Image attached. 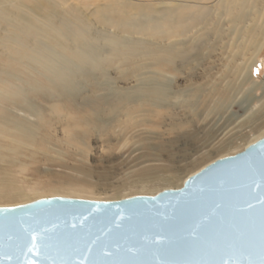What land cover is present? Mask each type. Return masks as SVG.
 <instances>
[{
  "label": "bare ground",
  "instance_id": "bare-ground-1",
  "mask_svg": "<svg viewBox=\"0 0 264 264\" xmlns=\"http://www.w3.org/2000/svg\"><path fill=\"white\" fill-rule=\"evenodd\" d=\"M186 1L195 4L159 10L123 2L108 6L102 9L100 22L104 28L111 25L113 34L99 36L94 33L96 29L89 28V35L81 40L63 36L64 45L72 48L70 56L48 44L53 37L30 44L31 52L25 53L23 62L47 72L48 82L55 86L51 88L60 96L54 111L72 119L68 128H76L66 142L86 148L94 135L101 134L109 142L142 144L146 151L143 157L157 161L181 139L196 144L198 138L191 132L192 127L200 126L207 139L213 140L215 135L207 132L206 122L213 115L231 112L244 94L253 104L248 93L264 85L263 76L259 83L253 81V89H246L264 49V0ZM64 38L55 40L61 43ZM111 54L119 58L117 66L109 63L107 56ZM65 68L72 77L64 71L65 81L59 84L57 72ZM111 70H115L116 78ZM123 81H133L134 85L120 87L118 83ZM74 82L77 86L92 82L89 91L93 96L80 102L77 95L68 93V86ZM104 89L110 90L111 96L100 100L97 92ZM20 102L0 104V137L10 142L8 156L0 153V163L7 166L17 165L24 151L41 149L47 142L36 123L15 113L18 110L41 120V106L28 96ZM263 116L264 96L257 110L251 107L249 116L236 120L240 127ZM102 118L110 121L100 124ZM3 168L0 166V200L25 199L27 193L12 184ZM152 171V167L139 170L142 184L175 181L173 186H178L182 182L173 173L172 178L149 177Z\"/></svg>",
  "mask_w": 264,
  "mask_h": 264
},
{
  "label": "water",
  "instance_id": "water-1",
  "mask_svg": "<svg viewBox=\"0 0 264 264\" xmlns=\"http://www.w3.org/2000/svg\"><path fill=\"white\" fill-rule=\"evenodd\" d=\"M6 3L0 17L22 34L64 38L47 16ZM0 264H264V137L154 196L0 207Z\"/></svg>",
  "mask_w": 264,
  "mask_h": 264
},
{
  "label": "rangeland",
  "instance_id": "rangeland-1",
  "mask_svg": "<svg viewBox=\"0 0 264 264\" xmlns=\"http://www.w3.org/2000/svg\"><path fill=\"white\" fill-rule=\"evenodd\" d=\"M121 2L130 4V6L137 4L152 6L158 10L195 4L186 0H7L6 5L12 12H18L23 7L36 12L39 16H47L54 26H58L65 33V38L72 37V39L81 40L85 34L89 35L88 32L86 33L89 28L96 29L95 35H112L114 30L110 28L111 25L106 28L101 26V11ZM50 5L52 7L49 8ZM200 6L202 5L200 4ZM11 33L21 35L24 39H7ZM27 34H22L11 20L0 17V104L9 105L10 101L21 103L23 96L33 98L41 106L43 114L41 120L29 117L16 109L15 113L36 123L47 142L41 149L34 147L24 151L15 166H7L8 164L4 162V164L0 163V166L4 167L3 171L9 173L12 184L18 190L27 193L25 199L0 200V207L19 206L52 197L117 201L134 196H154L166 189L180 188L187 177L212 161L240 152L264 136V116L243 126L240 125V127L236 120L237 117L240 120L249 116L250 108L255 107L257 110L262 102L264 85L256 86L253 89L252 83L253 81L259 83L264 76L263 49L259 62L253 69V80L251 79L246 87L247 90L253 89L248 93L254 99L253 104H249L250 99L247 94H244L232 107L231 112L229 110L228 115H213L214 117L212 116L206 122L207 132L210 131L215 135L213 140L207 139L206 131L203 134L200 126L192 127L191 132H194L198 138L196 144L187 142V139H181L157 161L143 157L146 151L142 150V144L134 145L128 141V143H124L126 140L109 142L101 134L94 135L87 142L86 148L79 144L71 145L65 139L76 131V128H68L72 119L69 121L67 116H61L54 111L57 109L56 101L60 99V96L51 88L52 85L47 80V72L40 66L27 67L23 62L25 53L31 52L28 48L30 44L50 37L34 36L33 32ZM50 39L52 40L48 39V44L52 46L59 44L55 37ZM19 41L21 43H18ZM56 47L60 52L70 56L72 48L69 45L63 47L57 45ZM103 48L102 46L98 47L101 50ZM107 59L112 66H117L119 58L111 54L107 56ZM110 72L113 78L117 77L115 70ZM89 83L81 82L80 86H77L76 82L71 83L68 86V93L77 95L80 102H85L93 96L89 91L92 82L88 85ZM118 84L120 87H130L134 85V82L123 81ZM83 86L84 88H82ZM78 90L81 92L79 93ZM97 93L100 100L111 96V91L108 89L100 90ZM44 98L51 99L45 101ZM232 114H234L233 117ZM109 121L110 119L102 118L100 124ZM164 139L168 140V137L164 136ZM221 141L224 143L220 146L219 142ZM0 143V153L3 156H8L9 140L0 137ZM151 167L153 171L149 177L172 178L174 174H177L182 182H178V186H173L175 181H172L173 183L160 181L154 184H142L137 176L139 170Z\"/></svg>",
  "mask_w": 264,
  "mask_h": 264
}]
</instances>
